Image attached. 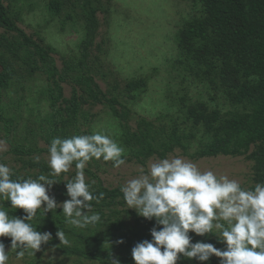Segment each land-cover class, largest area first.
Listing matches in <instances>:
<instances>
[{"label": "rangeland", "instance_id": "obj_1", "mask_svg": "<svg viewBox=\"0 0 264 264\" xmlns=\"http://www.w3.org/2000/svg\"><path fill=\"white\" fill-rule=\"evenodd\" d=\"M49 2L50 0H3L10 13L17 17V25L41 45L48 47L58 70L62 71L65 60L71 59L75 63L79 60L80 46L85 35L84 22L78 5L63 0L64 4L56 14L50 9ZM93 4L97 8L100 27L91 47L90 71L77 67L70 72L62 83L63 96L70 98L73 88L82 94L75 79L88 73L107 97L117 98L128 114L125 119H120L103 103L85 102L81 105L76 121L68 128L71 137L104 131L125 149V164L119 168H114L111 161L104 162L95 158L85 168L91 169L105 187L120 189L127 180L139 174V168L147 171L149 165L157 160L179 156L193 162L201 171L211 170L218 176L227 175L239 181L245 189L253 188L257 184L253 179L254 162L247 155L254 149V145L248 153L241 156L192 158L176 147L162 157L152 154L141 157L139 161L133 155L140 147L131 148L125 141L124 125L135 132L138 122L145 120L152 128L160 130L157 143L166 141L174 128L180 135L194 133V137L185 141L188 145L187 153L191 154L208 137L204 128L200 124L195 125L194 118L189 116V106L203 103L209 109L217 108L222 113L243 108L241 105L234 106L228 99L227 89L218 75L222 68L221 61L210 57L207 63L211 66L208 67L204 61L194 56V51H187V47L180 42L187 25L205 17L202 2L93 0ZM2 34L10 38L14 33L6 32L0 27V35ZM200 44L201 42H196L195 49ZM4 64L15 72L9 86L0 91L4 115L12 121L10 138L25 145L48 148L42 130L46 129L45 120L50 111L45 75L38 72L33 75L26 74L23 71V62L14 61L0 47V70ZM133 79L141 80V86L128 92L125 85ZM5 135V128L0 123V141L3 142L0 143V149L6 148L0 150V163L7 164L16 176L24 178H36L49 173L48 152L29 157L13 155L9 153L10 146ZM36 157H39V162ZM75 174V166L72 165L68 173L52 177L61 181L53 186L50 193L58 202L68 198L63 181L71 179ZM85 178L91 184L92 190L96 181L86 174ZM0 203L4 205L7 201ZM97 210L103 213L100 222L74 230L76 234L82 232L89 235L91 240L77 239L72 233L66 236L71 245L95 251L106 263L64 254L56 249L54 253H47L48 256L54 255L57 258L55 264H111L110 253L120 262L134 263L131 249L135 243L151 239L149 230L155 221L137 215L135 209H128L126 203L119 200L104 207L92 205L89 214L98 212ZM66 227L73 226L65 223L64 228ZM48 230L52 231L51 228ZM55 238L58 240L56 236ZM120 238H123L124 243H117ZM204 239L216 244L214 237L194 236V240ZM5 246L9 255L7 264H49L44 252L52 244L42 247L36 256L25 251L23 257H17L16 251L11 250L10 245ZM216 246L221 247L220 244Z\"/></svg>", "mask_w": 264, "mask_h": 264}, {"label": "trees", "instance_id": "obj_2", "mask_svg": "<svg viewBox=\"0 0 264 264\" xmlns=\"http://www.w3.org/2000/svg\"><path fill=\"white\" fill-rule=\"evenodd\" d=\"M78 5L80 17L84 22L85 35L80 46V56L77 63L71 59L63 62V69L59 71L55 58L48 47L41 45L23 29L17 25V17L12 15L8 8L0 0V27L6 32L14 33L10 38L0 35V47H2L14 61L23 62V71L28 75L42 73L47 80V98L49 99V116L46 118L45 141L49 147L53 138H69V126L77 119L81 105L85 102L103 103L107 105L112 114L120 119L127 117V109L118 102L116 97H107L96 84L90 74L80 75L75 79L76 86L81 88L82 94L73 88L70 98L63 96L62 83L68 74L80 67L90 71L91 47L95 42L100 27L97 18V8L93 0H66ZM204 7L205 17L202 20L190 22L181 34L180 42L187 47V51H194V56L202 60L206 65L208 58L219 59L222 64L218 72L222 84L227 89L229 101L234 105H241V110L209 109L206 104L198 103L188 107L189 116L194 118L195 125L200 124L208 140L195 152L188 154V145L185 142L194 137V133L180 135L174 128L166 141L156 142L160 136L159 131L152 128L145 120L138 122L135 132L125 127V141L131 148L139 146L140 149L133 155L137 160L141 157L156 154L164 156L178 147L183 154L192 158L207 156H241L248 153L250 147L254 149L248 153V157L254 162V181L264 183V0H200ZM63 0H50L49 7L56 14L62 8ZM201 42L195 49V43ZM14 70L4 64L0 70V91L6 89L14 77ZM142 81L133 79L126 83L125 89L131 92L141 86ZM0 123L5 128V139L9 143V153L19 157H29L48 152V148L25 145L13 141L12 121L4 115L0 100ZM156 142V143H155ZM155 143V144H154ZM75 166V163H73ZM84 173L96 181L93 194L105 193L104 199L99 204L93 200L94 206L104 207L117 200L125 203L123 194L118 188H107L100 178L89 168ZM16 175L12 179H16ZM8 209L9 215L22 216V209L9 208L7 202L3 205ZM62 209L49 212L46 216L37 212V217L31 223L38 231H50L53 234L52 242L57 245L59 241L54 236V231L61 228L65 235L72 233L77 239L91 240L89 235L82 232L76 234L75 227L64 228L65 218ZM103 218L101 210H97ZM50 219V222L48 220ZM3 239L10 245V238ZM98 240V239H96ZM44 245L45 246H48ZM56 248L64 254L76 255L90 260L103 261L93 250L81 248L76 245H60ZM121 264H134L121 262ZM178 264H198L197 261L183 260ZM206 264H218V259L212 258Z\"/></svg>", "mask_w": 264, "mask_h": 264}, {"label": "clouds", "instance_id": "obj_3", "mask_svg": "<svg viewBox=\"0 0 264 264\" xmlns=\"http://www.w3.org/2000/svg\"><path fill=\"white\" fill-rule=\"evenodd\" d=\"M124 157L125 149L111 135L97 131L53 138L48 147L47 175L12 179V168L0 163V202L7 201L11 208L24 213L12 217L0 203V238H10V249L17 257H23L25 251L36 256L53 239L50 231H38L31 223L38 211L46 216L62 209L65 223L75 228L97 224L101 215L89 214L91 202L99 204L105 193L93 194L84 169L94 158L111 161L119 168L125 164ZM73 163L75 176L63 181L68 198L58 202L50 193L61 181L52 177L68 173ZM138 173L121 185L120 191L128 209L155 223L149 230L151 239L132 247L134 264H178L183 260L206 264L213 257L218 258V264H264V183L245 189L239 181L211 170L201 171L179 156L157 160L147 171L139 168ZM57 228L59 244L44 252L49 264H55L57 258L48 256V251L54 253L60 245L70 244L65 232ZM194 236L214 237L221 247L206 239L194 240ZM117 243H124L123 238ZM5 249L0 239V264L9 260ZM109 258L111 264H121L111 253Z\"/></svg>", "mask_w": 264, "mask_h": 264}]
</instances>
